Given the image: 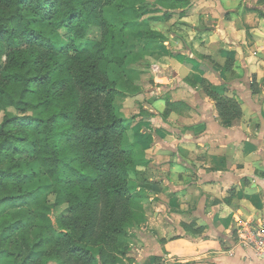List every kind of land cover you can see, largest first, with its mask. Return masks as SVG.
I'll return each instance as SVG.
<instances>
[{
  "label": "trees",
  "instance_id": "1",
  "mask_svg": "<svg viewBox=\"0 0 264 264\" xmlns=\"http://www.w3.org/2000/svg\"><path fill=\"white\" fill-rule=\"evenodd\" d=\"M108 9L124 19L139 12L134 0H0V264H116L145 219L114 103L138 59L118 41L127 22L110 20ZM201 87L223 123L243 117L235 99L207 80ZM251 89L260 93L255 77ZM54 104L60 111L47 116ZM105 114L112 122L102 127ZM32 166L50 181L48 193L27 191ZM194 227L184 224L199 234Z\"/></svg>",
  "mask_w": 264,
  "mask_h": 264
},
{
  "label": "crops",
  "instance_id": "2",
  "mask_svg": "<svg viewBox=\"0 0 264 264\" xmlns=\"http://www.w3.org/2000/svg\"><path fill=\"white\" fill-rule=\"evenodd\" d=\"M183 1L186 3L134 0L139 12H128L127 19H124V13L114 9L106 12L107 17L118 24L127 22L125 32L119 31L118 41H125V51L138 60H145L144 69L151 70L143 71L138 65V69H134L138 61L135 60L129 65L131 70L120 85L126 84L128 87L131 78L146 76L149 78L141 83L150 87L146 92L141 91L140 95L151 98L153 102L165 99L166 104L175 97L168 108L186 117L185 130L196 134L185 136L184 141L195 147L197 155L194 159L204 162L198 167L197 163H189L183 156L157 160L155 152L165 135L162 126L166 116L163 119L158 117L154 124L137 127L135 141L127 148L135 153L136 164L131 172V181L135 193L141 197L146 214L144 221L129 231L126 241L130 251L116 264H162L168 260L173 264H252V261L264 264V256H257L253 250L249 255L248 248L239 244L240 235L246 229L264 227V169L259 166L264 163V99L257 100L260 93L253 94L251 89L253 77L259 87L264 84V64L260 63L264 61V32L259 31L264 26V8L260 7L264 0ZM232 3L242 5L243 11L239 6L228 7ZM156 34L164 38L154 39ZM175 44L181 47L177 49ZM237 58L241 65H245L243 76L229 82L228 74L235 76L233 70ZM161 61L164 66L162 74L155 72V66ZM116 70L119 71L116 75L123 78L120 70ZM203 80L209 81L220 95L233 99L235 95L242 97L260 123L252 124L247 130L246 126L251 121L242 123V118L223 123L216 103L201 87ZM240 84L244 87H238ZM121 89H118V97L126 96L127 92ZM157 89L163 90V95L153 97ZM209 102L212 107L207 112L203 111ZM116 107L119 112L120 106ZM212 109L216 111L215 116ZM205 115L207 119H200ZM124 120L127 129L133 127L132 120ZM139 127H145L142 133ZM148 128L155 130L149 131ZM202 132L209 134L208 139L199 135ZM153 138L155 143H152ZM201 145L206 152L201 153ZM167 151L173 156L177 155L175 149L169 148ZM253 152L257 155L253 156ZM175 167L182 168L183 172L178 174L177 183H169L171 170ZM162 172L167 174L157 179L149 178V173ZM187 174L190 175L185 182ZM182 197L190 198L184 201V208H181ZM193 201H198L194 209ZM221 203L232 209V213L223 220L219 219L222 209L216 207ZM161 207L163 211L157 212L156 209ZM165 212L164 225L174 229V234L165 232L162 235L161 243L166 245L163 249L166 255L160 256L151 249L147 255L137 251L135 245L138 241L151 239L140 229L146 227L153 216H164ZM236 212L242 215H234ZM210 213H213L211 218ZM173 214L176 219H169ZM200 220L205 223L197 227ZM177 223L182 230H175ZM221 223L230 228L227 234L218 230ZM184 224H194V231L199 230L200 233L188 232ZM209 228L215 238L213 235H202ZM194 236L199 238L193 239ZM137 256H143V259L136 261Z\"/></svg>",
  "mask_w": 264,
  "mask_h": 264
},
{
  "label": "clouds",
  "instance_id": "3",
  "mask_svg": "<svg viewBox=\"0 0 264 264\" xmlns=\"http://www.w3.org/2000/svg\"><path fill=\"white\" fill-rule=\"evenodd\" d=\"M240 7L241 11H243V7L242 5H238L236 3H232L229 4L228 7L231 8H236V7ZM260 7L264 8V4H261ZM195 22V21H193ZM262 25H264V22H262ZM50 31V30H49ZM259 31L264 32V26H262ZM59 36H63V30H61V32L58 33ZM192 34H189V36H191ZM189 36L186 37V39L189 38ZM169 42H171V37H169ZM175 48H180L181 45L180 44H175L174 45ZM165 59H167V57H165ZM261 64H264V61L260 62ZM163 63L161 61V63L158 66H155V72H159L162 74V69H163ZM245 67V65H241L239 63V59L237 58V64L234 68V72H235V76H233L231 73L228 74V80L229 82H234L235 80L241 78L243 76V68ZM256 70V69H254ZM143 71L146 72H151L150 69H143ZM155 73H152V75H154ZM264 75V74H262ZM149 77L146 76H142L139 79H136L135 77L131 78V84L128 86V88H122V91H126L127 95L124 97H117L116 100L114 101V103L116 105L120 106L119 112L116 114L117 116L124 118V119H128V120H132V118L134 117L135 119L132 120L133 123V127L128 128L123 134L122 136L119 137V143L118 146L121 148H127L130 145H132L135 141V137H136V129L139 125H144L145 127L149 124H154L155 120L159 117V118H164L166 116V122L163 124V128L165 129V135L164 137L161 139V143L159 145H157V149L155 152L156 158L157 160H172V159H177L180 156H183L185 159H187V161L189 163H197V166L199 167L200 164L204 163L203 161L197 162L194 157L197 155L195 147L187 145L184 141V137L185 136H191L194 135L196 133H194L193 131H188L185 130L184 125L186 124V117L175 112V111H170L168 108V104L170 102H173L175 100V97L172 98V101H168V103L166 104V100L165 99H159L156 102H153L151 98L149 97H145L140 95L139 93L141 91L146 92L148 90V87H150L147 84H143L142 85V81H146ZM138 85H142L141 87H138ZM199 88V85L197 86ZM238 87L243 88L244 85L240 84L238 85ZM260 96H258L256 99L260 100V99H264V84L260 85ZM163 95V90L161 89H157L156 92H154L152 94L153 97H157V96H162ZM235 95V94H234ZM235 99L238 102V104L240 105L244 115L242 117V123L245 122H249L251 121V123L246 126V130L248 127H250L252 124L254 123H260V121L257 119L256 115H254L249 109L248 107L245 105L243 98L240 97L239 95H235ZM139 103H136V102ZM147 101V102H145ZM61 103L60 101H56L55 104H59ZM104 101L101 100L100 101V105L101 108L103 106ZM55 104L52 107V110L47 113V116L52 115L55 112L60 111V108H57L55 106ZM81 107H83V105H81ZM212 107L211 102H209L206 107L203 109V111L207 112V110L209 108ZM153 113L155 115H153ZM212 114L213 116L216 115V111L215 109H212ZM262 115H264V113H262ZM208 117L202 116L200 117V119H207ZM111 120H109L107 118V114L104 115V123L103 125H101L102 127H107L108 124H111ZM145 127H139V132H143ZM149 131H154L155 128H148ZM171 133V135L169 134ZM199 135H201L202 138L204 139H208L209 134L207 132H202L199 133ZM253 135L255 136L256 133L254 132ZM152 143H155V139L153 138ZM175 149L177 152V155L173 156L169 151H167V149ZM149 151L151 149H148ZM182 150V151H181ZM207 150L203 148V145H201V153L206 152ZM253 156H256L257 153L253 152L252 153ZM262 169H264V163H261L259 165ZM183 172V169L180 167H175L171 170V177L169 179V183H177V176L179 173ZM167 173H149V178L151 179H157L160 178L163 175H166ZM188 175L187 174L185 176V182H187L188 180ZM241 175H243V173H241ZM137 191L140 190L139 187H137L136 189ZM190 198L188 197H182L181 198V208H184V201L189 200ZM198 201H193L192 207L193 209L195 208V203ZM233 203H237V201H233ZM153 208H155V204L152 205ZM63 207H67V205H64ZM217 209H222V211L220 212V220H223L224 217L228 216L230 213H232V209L229 208L226 204H219L216 206ZM62 210V209H61ZM157 212L159 211H163V207H161L160 209H156ZM215 210H213L214 212ZM236 216L242 215V213H233ZM210 218L213 215V213H210ZM165 216H167V212H165L164 216H153L151 218V220L147 223L146 227H142L140 229L141 232H146L147 236H150L151 239H144V240H140L138 241V243H136L135 248L137 251H143L145 255H147L149 253V249H151L154 252H157L158 255L160 256H164L166 255V253L163 251V249L166 247L165 244L161 243V239H162V235L167 232L169 235L174 234V229L172 227H167L164 225V219ZM169 219H173L175 220V214H173V216L168 217ZM181 219H188L187 217H181ZM246 219H251L250 217H246ZM205 223V221L200 220L198 221L197 227H200L201 225H203ZM53 224H55V221H53ZM175 230L176 231H180L182 230L181 226L179 223H177L175 225ZM219 231L224 232L225 234L228 233V231L230 230V228H226L224 226L223 223H221L219 225L218 228ZM202 235H213L214 234L211 233V229H206ZM257 236L260 237H264V231H259L256 233ZM199 237H193V239H198ZM248 242H251L253 244H255V240L253 239L252 233L248 232L247 233V240L246 241H241V243H245L246 245L248 244ZM237 247H239V245H237ZM158 250V251H157ZM256 250H257V256L259 255H264V240H262L259 244H256ZM248 254L251 255L252 254V248L249 247L248 248ZM229 255H231V253H229ZM203 258V257H202ZM215 258V257H213ZM99 259V258H98ZM143 259V256H137L136 257V261H139ZM162 264H173V262L171 261H164L162 262ZM252 264H255V261H252Z\"/></svg>",
  "mask_w": 264,
  "mask_h": 264
},
{
  "label": "rangeland",
  "instance_id": "4",
  "mask_svg": "<svg viewBox=\"0 0 264 264\" xmlns=\"http://www.w3.org/2000/svg\"><path fill=\"white\" fill-rule=\"evenodd\" d=\"M67 34H63L62 38H66ZM91 37H93L91 35ZM145 60H138L134 66V69H138V66H141L144 69V65H145ZM122 88H128L126 87V85H120ZM118 89L121 88L117 85ZM9 113L11 114H15V111L13 109L9 110ZM4 117V114L1 113L0 114V123L2 122ZM32 169V171H31ZM27 171H29V175H31V177H34L31 182H29V184L27 185V191H35L37 189H40L42 193H48L49 192V187H50V181L48 180V178H46L45 176H43L42 174L39 173V170H37L36 166H32L26 169ZM35 173V174H34ZM52 201H54L53 198H51ZM62 209V210H61ZM67 207H57L53 210L52 212V218L53 220H56L59 216L63 215L64 213H66ZM95 253H97V251L94 250Z\"/></svg>",
  "mask_w": 264,
  "mask_h": 264
},
{
  "label": "built area",
  "instance_id": "5",
  "mask_svg": "<svg viewBox=\"0 0 264 264\" xmlns=\"http://www.w3.org/2000/svg\"><path fill=\"white\" fill-rule=\"evenodd\" d=\"M259 231H264V227H256V228H251V229H246L242 235H240V245L244 248H249L251 247L252 250L257 254L256 250V244H259L262 240H264V237L257 236L256 233ZM251 232L253 239L255 240V244L248 242L246 245L245 243H241V241H246L247 240V233ZM259 256H264V255H259Z\"/></svg>",
  "mask_w": 264,
  "mask_h": 264
}]
</instances>
